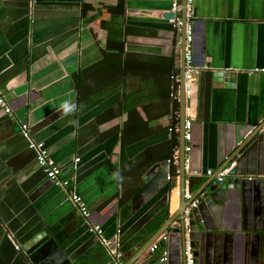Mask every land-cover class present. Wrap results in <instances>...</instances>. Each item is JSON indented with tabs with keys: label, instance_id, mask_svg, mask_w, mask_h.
<instances>
[{
	"label": "crops",
	"instance_id": "crops-1",
	"mask_svg": "<svg viewBox=\"0 0 264 264\" xmlns=\"http://www.w3.org/2000/svg\"><path fill=\"white\" fill-rule=\"evenodd\" d=\"M171 2L0 0V90L11 108L0 107V264H126L177 210V178L166 181L179 170L180 29L165 18ZM189 9L196 71L185 90L184 168L204 174L225 165L234 134L264 120V74L248 72L264 68V0H195L194 16ZM204 61L236 73L234 86L214 83L199 70ZM66 101L77 111L64 115ZM24 123L62 176H74L88 219L38 167ZM221 212L209 258L264 264V185L233 192ZM92 225L102 236L88 233Z\"/></svg>",
	"mask_w": 264,
	"mask_h": 264
},
{
	"label": "water",
	"instance_id": "water-1",
	"mask_svg": "<svg viewBox=\"0 0 264 264\" xmlns=\"http://www.w3.org/2000/svg\"><path fill=\"white\" fill-rule=\"evenodd\" d=\"M191 11L194 16L195 0H192ZM186 0L180 1V12L169 13L166 19L180 18V62H179V170L176 185L178 188V208L169 215L162 225L153 233L152 237L133 254L126 264H170L172 262V250L175 245L178 255V264H186L184 252L190 249L193 264H236L230 256L222 263L211 260L210 253L212 243L215 241V234L221 232V209L232 198V193L243 192L246 184L259 182L264 185L263 179L248 180V176L264 177V120L252 129H246L241 133L234 134L230 142L225 165L212 171L210 176L194 170L185 171V140H184V108H185V86H184V50H185V26H186ZM171 10V7H170ZM171 12V11H169ZM201 72L211 71L214 83H223L225 87L234 86L235 74L229 70H222L211 67L208 61H204ZM234 146L232 147V145ZM232 147V148H231ZM234 161V167L223 177L218 179V173ZM165 171V175L167 174ZM150 183L145 186L132 198V212L143 206L141 196L144 194ZM169 186L164 185L165 192ZM160 189H157L159 191ZM185 190L188 194L185 197ZM169 193V192H168ZM167 196V195H166ZM139 200V201H138ZM196 202L195 207H190ZM262 228L258 230L264 233V214L261 217ZM169 230L168 242L160 243V247H166L168 251L167 261L159 262L161 254L155 255L157 251H150V246L157 237ZM37 240L40 237H36ZM173 241L175 244L173 245ZM168 243V244H167ZM168 245V246H166ZM148 252L151 255H148ZM239 264V263H238Z\"/></svg>",
	"mask_w": 264,
	"mask_h": 264
},
{
	"label": "built area",
	"instance_id": "built-area-1",
	"mask_svg": "<svg viewBox=\"0 0 264 264\" xmlns=\"http://www.w3.org/2000/svg\"><path fill=\"white\" fill-rule=\"evenodd\" d=\"M180 1L181 0H172L171 2V11L172 12H180ZM192 3V0H186V26H185V52H184V81H185V90L189 88L190 84L193 80V74L196 71V68L193 65V58H192V52H191V42H192V28L189 24L188 20L190 18V4ZM174 25L176 28H181V20L180 18H176L174 20ZM250 75L252 74H264V68L261 69H252L248 71ZM176 79V77H175ZM0 107L3 109L5 114L11 113L10 105L6 102L4 99V96L2 94V91L0 90ZM191 127L192 123L190 120H186L184 123V139L189 141L192 137L191 133ZM20 133L26 138L29 139V132H28V126L24 123L20 125ZM28 149L35 152V160L38 165V167L43 171L45 177L49 182L58 188L63 189L68 193V198L72 202V204L76 207L80 215L84 219H88L90 213L88 206L86 205L84 199L78 195L74 190V184H75V178L74 176H70L68 178H65L62 176V169L60 166L56 164V162L51 157V154L48 150V148L45 146L43 142H35L29 139ZM191 146H184V152H190ZM78 159H75L74 165L78 162ZM234 167V163H231L226 169H223L220 171L218 175V179L221 180V177L225 176L231 168ZM73 170H75V166H73ZM206 175L210 176L212 174V171H206ZM176 177H173L171 174H168L166 177V181L168 183H172ZM248 180H255V179H263V176H248ZM188 194L185 190V197H187ZM196 202L192 203L190 207H195ZM88 233L96 234L99 237L102 236V230L100 226L98 225H92L88 227ZM168 239V236L166 234H161L157 237V239L153 242V244L150 246V251H159L161 254L160 262H166L168 251L166 247H160V243L164 242L166 243ZM107 244V243H106ZM184 255L186 256V264H193L191 252L189 248H186ZM106 264H120L118 257H115L113 261L107 262Z\"/></svg>",
	"mask_w": 264,
	"mask_h": 264
},
{
	"label": "clouds",
	"instance_id": "clouds-1",
	"mask_svg": "<svg viewBox=\"0 0 264 264\" xmlns=\"http://www.w3.org/2000/svg\"><path fill=\"white\" fill-rule=\"evenodd\" d=\"M62 110H63V113H64V115H69V114H71V113H74V112H76L77 111V105H75L74 103H72V102H65V103H63L62 104ZM71 123H73V124H75V123H77L76 121H72Z\"/></svg>",
	"mask_w": 264,
	"mask_h": 264
},
{
	"label": "trees",
	"instance_id": "trees-1",
	"mask_svg": "<svg viewBox=\"0 0 264 264\" xmlns=\"http://www.w3.org/2000/svg\"><path fill=\"white\" fill-rule=\"evenodd\" d=\"M170 174L173 176V177H176V170H175V167L172 166L171 169H170Z\"/></svg>",
	"mask_w": 264,
	"mask_h": 264
}]
</instances>
